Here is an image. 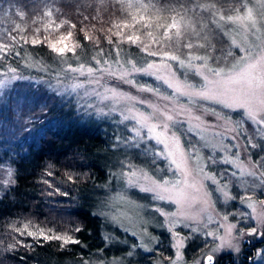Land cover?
I'll list each match as a JSON object with an SVG mask.
<instances>
[{
    "label": "rangeland",
    "instance_id": "rangeland-1",
    "mask_svg": "<svg viewBox=\"0 0 264 264\" xmlns=\"http://www.w3.org/2000/svg\"><path fill=\"white\" fill-rule=\"evenodd\" d=\"M195 6L207 11L224 44L188 36L198 46L183 54L164 51L153 40L149 48L114 44L108 51L54 52L46 60L23 50L15 51L24 53L21 62L12 64L1 60L13 52L0 47V101L12 80L28 77L72 99L81 115L105 120L113 134L94 207L108 247L70 264H181L187 245L195 258L206 250L235 252L245 226L262 228L255 217L264 214V127L246 109L225 104L244 102L264 119V0H238L229 11L204 1ZM245 7L253 9L255 26L227 19L242 16ZM179 22V15L170 16L154 38ZM149 63L152 74L134 71ZM0 163L5 175L9 164ZM152 181L160 185L156 191H141ZM178 192L185 195L181 204L167 199ZM250 264H264V241Z\"/></svg>",
    "mask_w": 264,
    "mask_h": 264
},
{
    "label": "trees",
    "instance_id": "trees-1",
    "mask_svg": "<svg viewBox=\"0 0 264 264\" xmlns=\"http://www.w3.org/2000/svg\"><path fill=\"white\" fill-rule=\"evenodd\" d=\"M202 1L229 11L238 0H0V47L13 52L1 61L20 63L24 53L46 60L52 45L63 44L136 50L156 40L158 48L183 54L198 46L188 47V36L206 35L203 41L222 45V32L195 6ZM177 15V27L154 38ZM128 36L139 40L130 43ZM7 90L0 101V162L9 164L3 175L0 163V264H70L98 248L106 252L94 207L110 157L109 124L81 115L72 99L31 78L14 79Z\"/></svg>",
    "mask_w": 264,
    "mask_h": 264
},
{
    "label": "snow or ice",
    "instance_id": "snow-or-ice-1",
    "mask_svg": "<svg viewBox=\"0 0 264 264\" xmlns=\"http://www.w3.org/2000/svg\"><path fill=\"white\" fill-rule=\"evenodd\" d=\"M221 19H224V17L222 16ZM228 20H240V21H243V22H249L250 24H252L253 26H255V23H256V20L254 18V12H253V9L252 8H247L245 7L244 9V14L242 16H236V17H233V16H228L227 17ZM169 27L171 28H176L177 25L175 23H173L172 25H170ZM116 35H120L119 32L116 33ZM169 35V32H168V27L165 28L164 30V36L167 37ZM71 36V33H69V36L68 37H61V41L58 42V43H62L63 41H65L66 39L70 38ZM127 40L130 42V43H135L139 40V37H133V36H128L127 37ZM33 44H38L40 43V41L38 40H33L32 41ZM52 50L53 52H56L57 54L59 55H63L65 53V51H72V48L69 47L67 44H63V46L61 47H57L56 45H52ZM188 47H191V45H188ZM147 54L151 55V56H156L157 55V52L155 51H150V50H147ZM169 59L171 60H176L177 57L176 56H170L168 57ZM199 59V58H197ZM154 67L153 64L149 63L147 65V68H135L134 67V71L136 72H143V73H146V74H152L150 72V70ZM250 68H255L256 67V64H251L249 65ZM14 71V70H12ZM88 71L90 72L91 69H88ZM159 79V77H157ZM169 87H173L172 84H169ZM146 91H151V89H144ZM177 91H179V89H177ZM198 95L202 96V97H205V98H208V99H215L216 97H213V96H209V94L207 92H199ZM223 102V101H222ZM226 107H230V108H244L246 109V114L253 120L256 121L257 124H259L261 127H264V119H259L258 118V115L256 112L252 111L250 108H248V105L244 102H240V101H236V102H232V103H226L225 104ZM169 120L172 119L171 116H168L167 117ZM167 147V146H166ZM251 147H256L255 144H251ZM171 153H168V156L171 157ZM172 162L173 164L176 165V167L181 171L182 175L186 177L187 173L181 168V164L177 162L176 159H172ZM225 163H228L227 160L224 161ZM49 175H51V173H49ZM205 178L207 179H211L214 183H216V180H215V177L210 175V174H207L205 173L204 174ZM69 179H71V177H69ZM261 179H264V176L261 177ZM152 184H153V187L152 188H144V187H141V191H156L157 188L160 187L159 184L156 183V181H152ZM177 198L176 199H173L171 196L167 197V199H170L172 200L173 203H176V204H181V199L180 197H184V193L183 192H178L176 194ZM160 199H165L164 196H159ZM247 199H250V198H247ZM261 203H264V201H262ZM253 211H255V209H253ZM161 215H165V213H161ZM225 220L228 219L227 216L224 217ZM255 219H257L259 222H260V226L261 227H264V214H257ZM236 226L235 225H230L229 228H235ZM79 229H77L78 231ZM258 231L257 228H252L250 230V232L248 233L249 235L253 234V233H256ZM27 235L28 236H35L36 233L34 232H27ZM41 235L43 236V239H57V240H60V239H63L64 243L65 244H69V243H72V244H75V243H78L77 240H74L72 239L71 237H52V236H45L41 233ZM173 235H176V233H173ZM208 235H212V233H208ZM258 255H260V253H258ZM177 256H179V252H177ZM213 255H207L206 256V260L204 261H201L200 264H213ZM175 264V262H174Z\"/></svg>",
    "mask_w": 264,
    "mask_h": 264
},
{
    "label": "flooded vegetation",
    "instance_id": "flooded-vegetation-1",
    "mask_svg": "<svg viewBox=\"0 0 264 264\" xmlns=\"http://www.w3.org/2000/svg\"><path fill=\"white\" fill-rule=\"evenodd\" d=\"M252 228H257L255 225H247L244 229V234L240 237V244L238 249L235 252L231 250H222L220 252L213 253L211 251H203V253L195 258V252L192 248L189 251L185 249L184 255L182 257L181 264H200L201 261H204V255L209 252L210 255H213V264H250L251 258L254 255L255 246L258 243L264 241V227L257 228L258 231L249 235L248 233Z\"/></svg>",
    "mask_w": 264,
    "mask_h": 264
},
{
    "label": "water",
    "instance_id": "water-1",
    "mask_svg": "<svg viewBox=\"0 0 264 264\" xmlns=\"http://www.w3.org/2000/svg\"><path fill=\"white\" fill-rule=\"evenodd\" d=\"M263 201H264V199H263ZM207 255H210V253L207 252V253L204 255L205 260H206V256H207Z\"/></svg>",
    "mask_w": 264,
    "mask_h": 264
}]
</instances>
